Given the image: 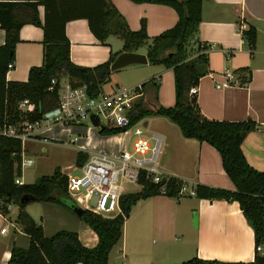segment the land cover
Returning a JSON list of instances; mask_svg holds the SVG:
<instances>
[{
  "label": "crops",
  "instance_id": "crops-1",
  "mask_svg": "<svg viewBox=\"0 0 264 264\" xmlns=\"http://www.w3.org/2000/svg\"><path fill=\"white\" fill-rule=\"evenodd\" d=\"M109 1L130 29H139L144 20L150 37L172 27L178 19L174 9L167 5L131 0ZM38 14L43 23L42 6H39ZM241 24H245V28L248 24L256 27L252 53L238 29ZM65 35L70 42V59L77 66H96L107 61L112 53L110 47L100 44L93 35L86 19L66 22ZM18 37L12 66L6 72V79L10 81H26L30 67L42 63V27L25 23L18 31ZM197 38L209 45L208 71L196 85L195 97L201 112L214 120L253 121L254 128L244 135L241 150L249 165L264 170V0H203ZM4 39L5 31L0 27V45ZM137 52L146 55L145 46ZM148 64L132 65L138 66L135 67L138 73L134 84L141 85L151 80L142 92L143 97L153 100L156 94L159 105L173 106L175 89L172 69L162 64L153 69L140 67ZM226 71L233 73L237 84L216 88L217 83L225 80ZM142 125L147 137L157 135L161 138L158 165L164 175L180 179L188 187L203 184L234 189L213 146L184 137L180 128L165 116H146ZM104 135L106 139H90L77 145L76 153L89 150L116 153L131 142L127 135ZM80 145L88 151L81 149ZM41 150L44 151L45 147ZM74 164L77 165L76 162ZM56 166L66 172L61 165ZM145 202H148L146 206ZM42 203L47 205H44V213L38 216L33 204L39 207ZM59 207L52 202H30L26 204L25 211L42 226L44 235L50 236L63 229L59 227L67 222ZM140 208L143 209L142 214L131 221L129 217ZM8 209L7 216L0 213V264H8L13 245L27 247L29 244L28 235L14 221L17 208L13 209L11 204ZM5 222H8L9 228L1 232ZM72 227L70 230L77 233L83 245L93 247L97 243L96 233L83 221ZM47 231H51L50 234ZM152 236L156 241L152 242ZM255 247L252 228L237 201L209 200L198 198L195 194L173 197L158 194L139 200L132 207L124 221L122 236L110 251L107 264L111 259L116 264H173L193 256L221 261H252L259 253Z\"/></svg>",
  "mask_w": 264,
  "mask_h": 264
},
{
  "label": "trees",
  "instance_id": "trees-1",
  "mask_svg": "<svg viewBox=\"0 0 264 264\" xmlns=\"http://www.w3.org/2000/svg\"><path fill=\"white\" fill-rule=\"evenodd\" d=\"M170 6L177 14L176 23L150 37L145 21L132 30L126 20L109 0H0V27L5 31L0 45V127L17 124L23 120H36L42 113L57 106V89L48 91L52 78H66L73 87L85 86L88 95L97 96L110 75L109 65L120 52H137L146 48L149 64H162L171 68L174 76L175 103L171 107L158 104L143 95L134 103L130 116L136 122L149 115L168 117L186 138L206 142L219 153L222 167L234 185V189L194 186L195 196L204 199L235 200L252 228L254 244H264V170L248 164L241 143L246 132L254 128V122L226 121L207 118L200 110L195 95L189 91L208 71L207 50L209 45L197 38L203 0H131ZM43 8V23L38 8ZM86 19L88 27L100 43L110 36L122 40V48L110 53L107 61L93 67L75 65L70 59V42L65 35L66 22ZM25 23L39 25L43 30L42 63L32 66L26 81L6 79L8 65L14 60L18 31ZM256 27L248 24L241 31L248 42L250 53L256 42ZM152 82L142 83L141 92ZM22 100L35 105L34 111L23 113L18 105ZM118 128H103L101 134L111 135ZM21 143L0 134V213L9 214L8 206L17 205L14 221L29 237L27 247L13 245L8 264H107L110 251L122 236V227L132 207L142 199L158 195L161 187L165 195L177 196L182 183L172 176L155 184L145 175L140 177L138 192L124 194L119 201L121 213L102 217L84 210L78 218L97 235V243L87 247L81 243L75 231L57 230L45 236L43 228L25 211L30 202H52L72 210L79 208L66 193V174L58 166L53 172L36 178L32 183H15L21 176ZM88 154L78 152L76 164L81 165ZM178 264H264V253H256L252 261H221L193 256Z\"/></svg>",
  "mask_w": 264,
  "mask_h": 264
},
{
  "label": "built area",
  "instance_id": "built-area-1",
  "mask_svg": "<svg viewBox=\"0 0 264 264\" xmlns=\"http://www.w3.org/2000/svg\"><path fill=\"white\" fill-rule=\"evenodd\" d=\"M238 29L240 32L244 30L245 24L239 25ZM11 66L12 63L8 65V69ZM224 77L225 80L217 83L216 88L238 82L230 71H226ZM55 89H57V106L43 112L41 118L32 121L23 120L17 124H4L0 127V134L17 139L21 143V171L33 164V159L25 154L27 142H59L52 136V131L56 127L59 126L63 130L64 127L83 125L87 127L88 133L93 128L99 130L100 126L118 128L120 131L117 133L127 135L131 138V142L116 153L88 151L80 145L81 149L88 151L87 160L81 165H74L71 169L78 174L64 172L67 178L66 193L79 208L102 217H114L121 213L119 201L128 193L126 185H139L141 188L139 180L142 175L155 184L168 177L158 165L161 138L157 135L147 137L141 119L133 123L130 120L134 103L142 95L140 85L132 88H115L110 92H100L97 96H90L84 85L73 87L66 78L60 80L52 78L48 91ZM196 92L197 88L194 86L189 94L195 95ZM18 108L23 113H27L34 111L35 105L28 100H22ZM92 115L98 118L97 126L91 122ZM15 183L22 184V180L16 178ZM159 193L165 194V188L161 187ZM194 194L193 187H188L185 182L181 183L177 195ZM5 230L6 228L3 227L1 232ZM255 250L264 251V245H256Z\"/></svg>",
  "mask_w": 264,
  "mask_h": 264
},
{
  "label": "rangeland",
  "instance_id": "rangeland-1",
  "mask_svg": "<svg viewBox=\"0 0 264 264\" xmlns=\"http://www.w3.org/2000/svg\"><path fill=\"white\" fill-rule=\"evenodd\" d=\"M100 44H102L103 46L110 47L113 53L122 48V40L116 36H110L105 41V43H100ZM132 65L135 64H131L123 68L117 69L115 71H111L108 80L101 85V90H102L101 92L106 93L112 91L115 88H132L137 86L136 85L137 83L134 84V82L137 78V73H138L136 72L137 70L135 69L137 68L135 67L138 66H132ZM140 67H149L148 69H153L157 67V64H148L147 66H140ZM145 118L146 117H143L141 119L142 123L144 122ZM60 128L61 127L58 126L52 131L53 132L52 136L58 139L59 142L43 143L41 141H35V142L26 143L25 154H27L33 159V164L29 167L23 168V172H22L23 183H32L39 176L51 174L53 172L54 166L56 165H61V167L66 172H71L72 174H78L77 171L71 170L75 165L74 163L77 154L76 146L79 144H85L86 141L90 139L92 141L93 140L96 141L98 139H103V138L106 139L107 137L104 134L102 135L97 134V130H96L97 128H93V127H92L93 129H91L92 133L91 132L88 133L86 129L87 127L83 125L64 127L63 130H61ZM67 128L69 129L67 130ZM70 140H72V142ZM42 147H45L44 151L41 150ZM126 190L128 193H135L140 190V186L129 184L126 185ZM146 203L148 202H145V206ZM33 205H35V209L37 212L36 214L39 216V214L42 215L44 213V205L47 204L45 203L39 204V207L37 206V204H33ZM16 206H17L16 204H12L13 209L17 208ZM59 206H60L59 207L60 211H62V215L65 216L67 219V222L62 223L63 224L62 227L59 228L70 230V228H73L72 227L73 224L81 223V220L78 218L74 210L61 205ZM142 212L143 209L140 208L139 211L132 214L131 218L129 217V219H131L132 221V218H136L140 216ZM193 219H194V215L192 217V224H193ZM4 227L7 229L9 228L8 222H5ZM49 232L51 231H47L48 234H50ZM151 238H152V242L156 241L155 236H152ZM259 253L263 254L264 251H261ZM185 260L187 259L181 260L173 264H178ZM109 264H116V263L114 260L111 259Z\"/></svg>",
  "mask_w": 264,
  "mask_h": 264
},
{
  "label": "water",
  "instance_id": "water-1",
  "mask_svg": "<svg viewBox=\"0 0 264 264\" xmlns=\"http://www.w3.org/2000/svg\"><path fill=\"white\" fill-rule=\"evenodd\" d=\"M147 62H148L147 57L143 53L122 51L118 53L114 58V60L111 62V64L109 65V70L111 72L131 64H146ZM90 119L94 126L98 125V118L95 115H92ZM102 129H103L102 126H100L99 132H101ZM83 211L84 210L82 208H77L75 210L78 216H81Z\"/></svg>",
  "mask_w": 264,
  "mask_h": 264
}]
</instances>
